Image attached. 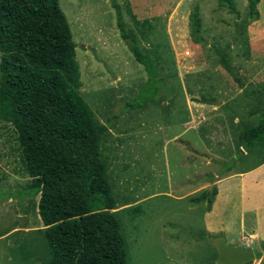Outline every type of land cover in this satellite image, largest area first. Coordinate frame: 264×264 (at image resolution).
<instances>
[{"label": "rangeland", "instance_id": "374dc122", "mask_svg": "<svg viewBox=\"0 0 264 264\" xmlns=\"http://www.w3.org/2000/svg\"><path fill=\"white\" fill-rule=\"evenodd\" d=\"M59 2L76 45L80 93L96 122L109 127L100 152L118 203L112 212L126 239L127 264H217L214 238L253 249L256 260L248 264H264V206L253 210L235 180L222 185L228 191L218 200L219 189L211 194L209 186L216 175L264 161L259 152L246 153L242 140V130L258 122L262 103L224 69L218 52L228 54L245 86L264 83V46L255 47L264 32V0L257 6L260 19L245 30L248 0H235L238 15L220 0L144 1L159 18H149L138 36L143 51L158 58L161 82L154 97L159 103L134 110L126 104L149 76L120 36L113 3L125 17L123 0ZM195 13L204 40L198 45ZM29 182L17 133L0 121V264L51 259L38 198L21 193Z\"/></svg>", "mask_w": 264, "mask_h": 264}, {"label": "trees", "instance_id": "16d2710c", "mask_svg": "<svg viewBox=\"0 0 264 264\" xmlns=\"http://www.w3.org/2000/svg\"><path fill=\"white\" fill-rule=\"evenodd\" d=\"M220 1L238 15L235 0ZM135 3L127 0L130 9ZM258 4L248 0L244 30L260 19ZM113 7L121 38L149 76L127 108L157 105L159 60L143 51L121 6ZM149 10L158 15L156 8ZM192 35L195 43L204 42L198 13L192 16ZM263 39L264 32L256 49ZM218 52L224 69L262 103L258 122L242 130V140L246 152L264 155V83L245 86L228 54ZM0 53V121L17 133L22 168L30 178L21 193L38 198L51 255L46 264H127L126 239L112 212L118 205L100 152L109 127L96 122L80 93L76 45L59 0H0Z\"/></svg>", "mask_w": 264, "mask_h": 264}, {"label": "crops", "instance_id": "0c3cea01", "mask_svg": "<svg viewBox=\"0 0 264 264\" xmlns=\"http://www.w3.org/2000/svg\"><path fill=\"white\" fill-rule=\"evenodd\" d=\"M134 1H136V3L132 4L133 7H132V9H130L129 5H127V0H123L124 6L126 9V12H125L126 14H125L124 18L127 19V21L126 20L125 21L130 26H132L136 30L137 33L143 32L144 27L147 26L149 23V21H146V19L147 18L158 19L159 16H156L155 13L150 15V16L147 15V13H149V10L146 12L144 11L146 8L144 1H147V0H134ZM148 1H152V0H148ZM180 1H182V0H178V3ZM164 9H165V7L163 6L162 10H164ZM162 15L163 14H160V16H162ZM153 16H155V17H153ZM146 23H147V25H146ZM151 25H152V23H151ZM195 44L198 45L197 43H195ZM246 153H248V152H246ZM215 177H216L215 178L216 180L214 182L212 181V183H210L209 186H210V188H213V189H219L218 194H217L218 195L217 200L222 197L224 192L228 191V188L222 189V185L223 186L225 184L227 185V183L229 181L235 180L238 183L236 188H237L238 192L240 193L241 198L242 199L246 198L247 200H251L255 204L253 207V210L259 211L261 209V207L264 206V161L262 163H260L259 165H257L256 167L249 169L248 171H245V172L227 173V174L223 175L222 177H220L218 175H216ZM204 186H206V185H204ZM220 187L222 190L220 189ZM230 189H232V188L230 187ZM117 205H118V203H117ZM243 214H244V212H243ZM257 215H258V213H257ZM211 232L212 233L214 232L212 228L210 229L209 233H211ZM254 235H257L258 238H260V236H261V234L259 233V230ZM261 258H259V260H261Z\"/></svg>", "mask_w": 264, "mask_h": 264}, {"label": "water", "instance_id": "95a60500", "mask_svg": "<svg viewBox=\"0 0 264 264\" xmlns=\"http://www.w3.org/2000/svg\"><path fill=\"white\" fill-rule=\"evenodd\" d=\"M221 105L219 102H213ZM214 189L211 188V194ZM212 245L218 252L217 264H248L256 260V253L251 248L229 244L224 238L212 239Z\"/></svg>", "mask_w": 264, "mask_h": 264}]
</instances>
